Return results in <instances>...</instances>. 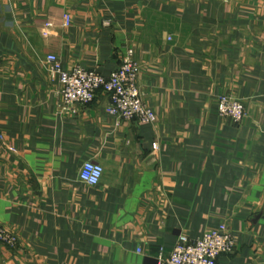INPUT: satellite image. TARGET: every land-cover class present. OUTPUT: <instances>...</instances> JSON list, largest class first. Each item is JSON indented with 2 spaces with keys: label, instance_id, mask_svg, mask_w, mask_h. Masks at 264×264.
Masks as SVG:
<instances>
[{
  "label": "crops",
  "instance_id": "0c3cea01",
  "mask_svg": "<svg viewBox=\"0 0 264 264\" xmlns=\"http://www.w3.org/2000/svg\"><path fill=\"white\" fill-rule=\"evenodd\" d=\"M128 48L156 124L111 115L102 92L62 111L49 55L109 77ZM0 225L18 238L0 264H159L223 226L236 250L216 264H264V0H0Z\"/></svg>",
  "mask_w": 264,
  "mask_h": 264
},
{
  "label": "built area",
  "instance_id": "2783aa9c",
  "mask_svg": "<svg viewBox=\"0 0 264 264\" xmlns=\"http://www.w3.org/2000/svg\"><path fill=\"white\" fill-rule=\"evenodd\" d=\"M70 17H65V27L70 25ZM48 27L51 24L47 25ZM47 64L54 75L60 79L61 109L63 112L76 116L78 107L92 104L99 92L108 95L110 106L108 112L123 121H136L154 125L158 122L155 111L143 101L139 88L141 63L136 58L134 48H128L118 69L109 77H104L93 70L76 66L65 71L55 55L47 57ZM218 113L235 125H240L246 116L244 102L229 95L218 100ZM104 168L100 163L85 162L79 172V179L89 187H97L103 178ZM0 243L16 248L17 236L0 225ZM236 250L235 237L232 231L223 226L208 231L200 239L191 240L181 235L172 251L166 255L164 249L158 257L159 264H216L222 255H232ZM140 253V251H139Z\"/></svg>",
  "mask_w": 264,
  "mask_h": 264
}]
</instances>
